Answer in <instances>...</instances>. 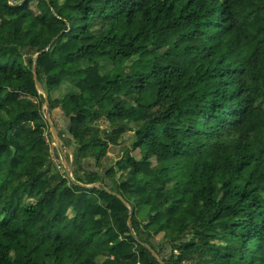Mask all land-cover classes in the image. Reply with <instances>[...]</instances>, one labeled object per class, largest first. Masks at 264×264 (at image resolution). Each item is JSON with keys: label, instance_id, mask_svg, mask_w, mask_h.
Listing matches in <instances>:
<instances>
[{"label": "trees", "instance_id": "trees-1", "mask_svg": "<svg viewBox=\"0 0 264 264\" xmlns=\"http://www.w3.org/2000/svg\"><path fill=\"white\" fill-rule=\"evenodd\" d=\"M54 39L36 77L72 180L32 74ZM144 245L164 264H264V0H0V264H159Z\"/></svg>", "mask_w": 264, "mask_h": 264}, {"label": "rangeland", "instance_id": "rangeland-1", "mask_svg": "<svg viewBox=\"0 0 264 264\" xmlns=\"http://www.w3.org/2000/svg\"><path fill=\"white\" fill-rule=\"evenodd\" d=\"M62 1V0H61ZM30 10L31 14L34 18L39 20L40 22H49L51 20V14L50 11L47 10L43 4L33 1L30 4ZM52 13V12H51ZM44 109L46 110V107L44 106ZM48 121L54 126L58 137L61 139V142L59 143L56 138L53 136L51 132V126L49 124V129L46 130L45 138L49 145L50 149V158L53 164V168H56L60 172L64 171L66 175L72 180V172L75 168L78 167V163L75 162L73 158V153L75 151V142L69 137V135L65 134L62 131V125L64 128V124L61 125V123L51 118L50 115L48 117ZM95 127L100 131L103 132L105 130H110V127L106 121L103 119L99 120V122L96 123ZM126 127V133L123 135V139L119 142L116 146H110L107 152V155L101 159L99 169L102 168H108L110 166H113L114 163L119 160L126 149H130L132 142H133V132L135 129V126L133 123L129 122L125 124ZM64 143L68 144V147H64ZM131 154L136 158L139 159L140 155L138 151H131ZM89 161L84 162V169H89ZM79 176V175H78ZM80 177V176H79ZM77 178V177H76ZM1 190H3V185ZM62 226L64 228V231L67 233L71 227L72 222L70 220H65L62 223ZM189 232H187V235ZM163 234H160L155 238V240L163 241L164 239ZM187 238V237H186ZM220 246H224L223 244H219ZM155 247L157 245H154ZM157 248V247H156Z\"/></svg>", "mask_w": 264, "mask_h": 264}, {"label": "water", "instance_id": "water-1", "mask_svg": "<svg viewBox=\"0 0 264 264\" xmlns=\"http://www.w3.org/2000/svg\"><path fill=\"white\" fill-rule=\"evenodd\" d=\"M55 15V13H53ZM56 16V15H55ZM57 39V38H56ZM56 39H54L50 45L43 51L39 52L36 57H35V60H34V64H33V68H32V74H33V77H34V82H35V85H36V88L39 90V92H41L43 95H44V98H45V103H44V106L46 107V120L47 122L50 124L51 126V132L53 134V136L56 138V140L60 143L61 142V139L58 137L57 135V132L54 128V126L48 121V117H49V114H48V106H49V103H48V96L47 94L44 92L43 88H42V85L40 84V82L38 81L37 77H36V61L38 59V57L45 51L49 50V48L51 47V45L56 41ZM98 185H93V186H88L87 188H95L97 187ZM124 204L127 206V203L124 202ZM129 226H130V222H129ZM144 247L152 254V256L155 258V260H157V262L159 264H164V262L156 255V253L148 246L144 245Z\"/></svg>", "mask_w": 264, "mask_h": 264}, {"label": "crops", "instance_id": "crops-1", "mask_svg": "<svg viewBox=\"0 0 264 264\" xmlns=\"http://www.w3.org/2000/svg\"><path fill=\"white\" fill-rule=\"evenodd\" d=\"M20 98H23V99H28L29 101H31V102H32V104H34V105H37V103H36V101H35L34 99H31V98H29V97H26V96H23V95H21V96H20Z\"/></svg>", "mask_w": 264, "mask_h": 264}]
</instances>
